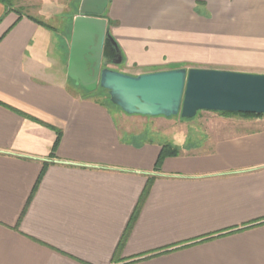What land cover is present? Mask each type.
Masks as SVG:
<instances>
[{
  "label": "crops",
  "instance_id": "1",
  "mask_svg": "<svg viewBox=\"0 0 264 264\" xmlns=\"http://www.w3.org/2000/svg\"><path fill=\"white\" fill-rule=\"evenodd\" d=\"M102 18L121 73L264 74V0H108ZM57 28L0 4V264H264L261 123L190 141L107 106L69 79Z\"/></svg>",
  "mask_w": 264,
  "mask_h": 264
},
{
  "label": "water",
  "instance_id": "2",
  "mask_svg": "<svg viewBox=\"0 0 264 264\" xmlns=\"http://www.w3.org/2000/svg\"><path fill=\"white\" fill-rule=\"evenodd\" d=\"M108 0H80L73 20L67 75L91 93L106 90L128 115L191 119L198 111L264 114V74L198 68L128 75L111 69L121 57L102 15ZM107 43L118 59L104 56Z\"/></svg>",
  "mask_w": 264,
  "mask_h": 264
},
{
  "label": "rangeland",
  "instance_id": "3",
  "mask_svg": "<svg viewBox=\"0 0 264 264\" xmlns=\"http://www.w3.org/2000/svg\"><path fill=\"white\" fill-rule=\"evenodd\" d=\"M71 2V5H70ZM80 0H16L14 7L22 14H28L41 20L48 21L51 25L58 23V34L70 35V27L73 24L74 17L79 14ZM117 67L118 65H110L109 67ZM98 101H103L105 105H110L109 96L106 90L97 88L91 92ZM248 115V114H247ZM176 121V127L186 135V139L190 141H204L210 129L218 130L237 129L242 127V123L250 120H258L264 127V115L261 117H250L240 115H220L211 111H198L191 118H181L179 115L172 117ZM223 126V127H222Z\"/></svg>",
  "mask_w": 264,
  "mask_h": 264
},
{
  "label": "trees",
  "instance_id": "4",
  "mask_svg": "<svg viewBox=\"0 0 264 264\" xmlns=\"http://www.w3.org/2000/svg\"><path fill=\"white\" fill-rule=\"evenodd\" d=\"M15 1H16V0H0V4H2V5L4 6L5 13H8V12H15L16 14H18L19 17H21V16H22V13L20 12V10H18V9H16V8L14 7ZM29 18L32 19V20H34L32 17H29ZM35 21H36V20H35ZM108 34H109V32H108ZM105 47H106L107 50H108V49H111V46H110L108 43L105 45ZM177 68H178V67H177ZM216 113H218V114H220V115H224V116H225V115H240V116H246V117H247V116H250V117H261V116L264 115V114H259V115L248 114V115H247V114H235V113H225V112H216ZM59 139H60V132H57V136H56V139H55V141H54V144H53V147H52V150H51V153H50L51 156L54 155L55 149H56V147H57V145H58V143H59ZM176 154H177V149H176V148H172V147L169 146V145H164V146H162V147H161V150H160V153H159V155H158V157H157L156 163H155V165H154V171H159V169H160V165H161L162 161L164 160V158H166V157H168V156H174V155H176ZM44 168H45V165L43 166V169H42V171H41V173H40V175H39V177H38V180H37L36 185L38 184L40 178H41L42 175H43ZM152 180H153L152 178L148 179V181H147V183H146V186H145V188H144V190H143L142 196H141V198H140V203L142 202V200H143L144 197L146 196V193H147V191H148V189H149V186H150ZM36 185H35V187H34V189H33V192H34V190H35V188H36ZM33 192H32V193H33ZM138 207H139V206H137V207L135 208V210H134V212H133V214H132V216H131V218H130V221L128 222V225H127V227H126V230H125V232H124V234H123V236H122V238H121V240H120V242H119V244H118L117 250H119V249L122 247V245H123V243H124V241H125V239H126L128 233H129V230H130V228H131V226H132L134 220L136 219L137 212H138Z\"/></svg>",
  "mask_w": 264,
  "mask_h": 264
},
{
  "label": "flooded vegetation",
  "instance_id": "5",
  "mask_svg": "<svg viewBox=\"0 0 264 264\" xmlns=\"http://www.w3.org/2000/svg\"><path fill=\"white\" fill-rule=\"evenodd\" d=\"M109 45H110V43H108ZM111 46V45H110ZM112 49V48H111ZM111 49H106V47H104V51H103V54H104V56H107L108 55V53H109V51L111 50ZM110 57H111V59H115V60H117L118 59V56L116 55V52L112 49V52H111V54H110Z\"/></svg>",
  "mask_w": 264,
  "mask_h": 264
}]
</instances>
